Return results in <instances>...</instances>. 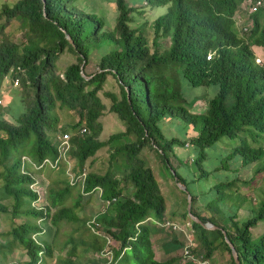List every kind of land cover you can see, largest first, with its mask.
Instances as JSON below:
<instances>
[{"label":"trees","instance_id":"16d2710c","mask_svg":"<svg viewBox=\"0 0 264 264\" xmlns=\"http://www.w3.org/2000/svg\"><path fill=\"white\" fill-rule=\"evenodd\" d=\"M144 2L150 8H166V13L151 25L152 46L143 29L146 23L131 27L136 9L125 0H115L117 20L112 31L104 30L96 17L93 21L78 11L75 0H18L0 9V21H4L0 32L5 24L16 21L24 39L19 45L0 42V87L7 77L11 86L18 79L24 106L23 112L11 115L13 122L4 118L11 114L9 106H0V214L11 211L12 219L25 218L2 236L11 238L7 246L22 249L28 258L23 264H43L44 258H54L49 238L55 236L52 228L58 233L62 221L77 223L76 232L82 231L88 240L69 237L66 243L71 247L66 257L56 258V264H76L78 247L83 248L82 256L93 254L87 264H107L102 257H96L104 253L106 238L113 244L110 264H195L183 256H172L164 262L155 257V247L166 256L183 249L182 233L152 223L140 225L138 231L135 228L146 218L159 222L167 219L165 199L141 153L145 148L155 152L163 165L175 173L172 178H176V185L185 187L170 163V156L176 157L174 148L189 143L197 151L193 164L200 179L208 175L200 167L205 159L203 151L223 137L238 139L229 156L239 158V168L253 169L255 177L247 183L236 179L227 184L235 186L230 189L231 199L235 200L234 212L225 217L224 223L218 218L222 210L209 204V215L191 211L203 225L217 228L206 230L189 219L191 238L196 243L191 255L197 258L195 250L202 247L206 252L201 259L212 262L227 254L228 264H235L226 238L235 248L239 264H264V233L258 237L251 234L259 222H264V187L263 199L254 206L250 202L244 205L249 196L238 188L244 183L250 186L257 175L264 173V0ZM258 2L260 6H256ZM252 7L255 10L250 12ZM238 14L247 17L244 24L251 21L246 31L237 26L234 18ZM160 38L169 40V46L161 52L157 43ZM102 47H110L111 51L101 56L98 70L85 75L91 77L86 80L81 73L90 61V53ZM65 52L75 56L76 61L58 74L56 63ZM258 55L263 58L261 64L255 61ZM109 76L119 88V97L105 93L111 101L109 111L118 116L124 132L101 142L99 119L105 107L98 94ZM180 78L194 88L218 87L217 96L207 102L203 115H195L186 107ZM57 110L71 112L77 121L61 126ZM164 120L181 121L196 136L187 142L167 139L160 129ZM64 134L70 136L66 153L70 171L75 178L85 171V180L83 184L79 180L70 185L66 164L61 162L52 171L63 169L64 187L49 188L46 204L42 205L41 197L30 186L49 168L36 170L22 158L35 166L45 159L54 161L58 155L57 138ZM104 148L109 152V169L104 174L86 171L85 162ZM96 189L101 190L97 199L103 210L86 220L78 217L76 210L82 208V197H92ZM126 189H132L130 195ZM74 190L77 199L68 207L65 203ZM195 199L191 196V206ZM38 202L41 208L32 206ZM242 208L247 211L245 217L237 215ZM92 219L93 231L87 227Z\"/></svg>","mask_w":264,"mask_h":264},{"label":"rangeland","instance_id":"374dc122","mask_svg":"<svg viewBox=\"0 0 264 264\" xmlns=\"http://www.w3.org/2000/svg\"><path fill=\"white\" fill-rule=\"evenodd\" d=\"M17 1L18 0H0V9L4 4L13 5ZM125 1L126 3H129L131 7H134L136 9L134 14L136 15L135 22L131 24V27H142V25L146 23V26L145 28L143 27V29L148 39L149 46H152L151 44L153 33L151 25L156 19L162 17L166 13V8H150L145 4L144 0ZM74 5L76 6L77 10L81 11L86 17L90 19L93 18V21L94 17H96L98 20H101L104 30L112 31L114 29L117 20L115 0H75ZM246 19V16H242L243 24L246 22ZM3 23L4 21L1 20L0 25ZM243 24L241 25V27L244 26ZM5 25V29L0 32V42H2L3 40H7L18 45L21 44L24 39L22 35L23 31L19 28V23L16 21H12ZM157 43L160 46V52L169 46L168 39L160 38L157 40ZM110 51V47H102L98 51L92 50V52L90 53V61L85 68V75L94 74L98 70L97 65L101 56L109 53ZM257 58L263 59L260 55H258ZM75 61V56L68 52H65L59 57V60L56 63L57 73H62L67 66L75 63ZM179 85L181 93L184 99L187 101L186 107L190 110L191 113L195 115H203L207 110V102L215 98L218 94V87L215 85L194 88L191 87L183 78H180ZM20 90V86L16 88H13L11 86L10 79L8 77L0 87V101L2 102V104H4V106L2 107L5 108L9 106L8 108L11 109V114L4 116L6 121L13 122V118L11 115H18L19 113L24 111ZM105 93H113L119 97L118 85L116 81L110 76L104 83L103 90L98 94L105 107L103 114L99 119L101 132L98 139L101 142L107 141L112 135L124 132L123 123L115 113L109 111L111 101L105 96ZM57 114L60 120V125L63 127H66L77 121V118L67 110H57ZM160 129L164 137H166L167 139L175 138L179 141L187 142V140L196 136V132L193 131L192 128L189 129L185 127V125L178 120H164L160 123ZM122 142L127 141L122 140ZM189 145L190 144L188 143L184 147L176 146L174 148V154L176 155V157L171 155L170 163L174 167L176 173L184 180V185L190 195L193 197L195 196L196 198L193 206H191V211L193 210L196 214L209 215L210 213L207 207V204H209V206L213 209L222 210V214H220L218 218H220L224 223L225 221H227L225 217L234 212V203L232 202V200H235L234 197L233 199H231L230 190H234L235 186L232 185V187H227V184L229 182L235 181L236 179H240L241 182L246 181L245 183H247V181L255 177L254 170L250 167L239 168V158L236 156H229L232 148L238 145V139L229 140L223 137L216 144L206 148L203 151L205 154V159L201 162L200 167L202 170L207 172L208 175L206 177L198 179L200 172L197 166L193 164V160L196 158L197 151L193 147H191V145ZM261 146L264 147V142L261 143ZM141 154L145 159L146 164L151 168L154 177L159 184L160 191L165 199L166 218L171 222L179 225L181 229H186L183 231H186L187 235L189 236L191 226H189L188 215L187 217H185V214L187 213V204L185 205V203H187V194L178 188L175 180H173L172 178L171 170L167 169L163 165L155 152H153L149 148H145L142 150ZM108 159V149L104 148L97 152L95 157L86 161L84 164V168L88 172L104 174L109 169ZM60 170L62 171L63 169ZM61 171H52L51 169H48L42 171L41 175L38 177V182L43 184V186L37 188V191L39 192V195L41 197L42 205L48 196L49 188L60 190L64 187L63 183L65 180L63 178L65 177V175ZM244 184H241V186L238 187L240 192H243L245 193V195L249 196V200L244 201V205L246 206L247 202H250L252 206L257 205L263 199L262 190L264 187V173H260L259 175H257L250 186L247 187ZM236 185L240 184L236 183ZM217 186H219V188L216 189L215 187ZM131 191L132 189H126L125 193L127 195H130ZM227 195H230V197H227ZM240 197H243L242 194ZM226 198H228V200H226ZM76 199L77 190H74L65 204L68 207H71L75 203ZM81 206L82 208H78L76 210V213L78 214V217L85 220L90 216H95L103 210V206L97 199L96 195H92V197L88 198L82 197ZM237 213L239 217H245L247 215V211H245V209L243 208ZM30 219L31 218H28L26 220ZM24 221L25 218L12 219L11 211L7 214H0V264H10L11 260H15L16 264H20L21 261H28L23 260L26 256L23 255V251H21L22 249L17 245L7 246V242L10 241L11 238L2 236V233L4 234L10 231L12 227L17 226ZM31 222H33V220ZM77 227V223L62 221L58 225V233H56L52 228L55 236L50 237L49 240L53 245L54 258H44L45 261H42L43 264H56L55 261L57 257H66V252L71 247L70 243H66L69 237H74L76 239L84 238L88 240V235H86L82 231L76 232ZM263 233L264 222H259L256 227L251 230V234L253 237H258ZM181 236L183 239V243H186L184 236ZM13 250L14 252L12 253ZM82 250V247L77 248L79 259L76 260V264H87V261L92 259L93 254H85L82 256ZM154 251H156V259L162 262L172 256L179 257V259H182L181 257L183 256V249H179L171 256H165L162 253L161 249L158 247H156V250L154 249ZM195 251L198 259H201L203 253L206 252L202 247H198ZM16 252H19V254L14 255V253ZM96 257L101 259L100 255H96Z\"/></svg>","mask_w":264,"mask_h":264},{"label":"built area","instance_id":"2783aa9c","mask_svg":"<svg viewBox=\"0 0 264 264\" xmlns=\"http://www.w3.org/2000/svg\"><path fill=\"white\" fill-rule=\"evenodd\" d=\"M256 6H260V2H258L256 4ZM255 10V7H252L250 9V12H253ZM236 21H237V26L239 28H241V25L243 24L242 22V16L240 14L236 15L235 18ZM244 26V30L246 31L247 29H249L251 27V21L249 20L247 24H243ZM210 56L209 55L207 57V60L210 59ZM257 64H260V59H256L255 60ZM11 81V80H10ZM19 86V80L18 79H15L13 82H12V87L16 88ZM2 105V102L0 101V106ZM85 130L83 129L81 131V133H84ZM69 139H70V136L68 134H64L60 137L57 138V152H58V155L56 157V159L54 161H51L49 159H45L44 161L41 162V164L39 166H35L34 164H32L30 162L29 159L27 158H22V161L23 162H26V163H29L34 169L36 170H39L41 169L42 167H47L51 170H55V168L61 163V162H65L66 164V174L69 176V180H70V185H74L77 181H79L81 184H83L84 180H85V171H82L81 175L77 178L74 177V175L71 173V166H70V163L68 161H66V153L68 152V150L70 149V146H69ZM22 173L23 174H26V172L24 171V169L22 168ZM38 181H35L31 186L30 188L32 190H35L38 194L39 192L37 191V188H39L40 186L38 185ZM95 195L97 196V198H99L101 196V190L100 189H96L95 190ZM40 196V195H39ZM86 196V195H85ZM106 205H108V202L105 203ZM32 206L34 207H40L39 206V202L36 204V203H32ZM41 208V207H40ZM39 209V208H38ZM154 224L155 226L159 227V228H162V229H167L171 232H174V233H182V235L184 236L185 240H186V243H185V246L183 248V251H182V255L184 258L186 259H189V260H192L195 262V264H210V262L206 261V260H203V259H198L194 256L191 255V251L192 249L194 248L195 244H194V241L193 239L191 238V234L189 233V236L187 235L186 231H183V230H186V229H181L179 225L171 222L169 219H165L164 221L162 222H159L157 220H153L151 218H146L143 222L141 223H137L135 225V228L137 229L138 231V227L142 224ZM94 224V219H92L91 221H88L87 222V227H89L92 231L94 230L93 228H91V225ZM186 228V227H185ZM110 246H113L111 240L109 238H106V246L104 248V253H102L100 256L105 259L106 261H108L107 264H110L111 262V257H112V253L110 251Z\"/></svg>","mask_w":264,"mask_h":264},{"label":"water","instance_id":"95a60500","mask_svg":"<svg viewBox=\"0 0 264 264\" xmlns=\"http://www.w3.org/2000/svg\"><path fill=\"white\" fill-rule=\"evenodd\" d=\"M67 39L70 41L69 37H67ZM70 42H71V41H70ZM81 68H82V67H81ZM81 75H82V77H84L86 80H89V79L91 78V77H86L84 73H81ZM172 175L175 177V173H174L173 171H172ZM176 181H177V180H176V178H175V182H176ZM177 186H178V188H179L181 191L186 192V194H187V215H188V218H189L192 222H194V223H196V224L202 226V227L205 228L206 230H215V229H217L215 226H212V225H210V224L203 225V224L201 223V221H200L197 217H195V216L192 215V213H191V195H190V193L187 191V189H186L185 187H183V186H181V185H179V184H177ZM223 235H225L224 232H223ZM225 242L227 243L229 249L231 250V255H232V258H233L235 264H239L238 254H237L235 248L233 247V245H232V244H231L226 238H225Z\"/></svg>","mask_w":264,"mask_h":264},{"label":"crops","instance_id":"0c3cea01","mask_svg":"<svg viewBox=\"0 0 264 264\" xmlns=\"http://www.w3.org/2000/svg\"><path fill=\"white\" fill-rule=\"evenodd\" d=\"M129 6H131L129 3H128ZM166 218V217H165ZM154 239V238H153ZM154 241V240H153ZM156 250V247L154 248ZM156 252V251H154ZM163 253V252H162ZM17 255L19 254V252H16L14 253V255ZM164 254V253H163ZM13 255V254H12ZM156 255V254H155ZM165 255V254H164ZM26 256V255H25ZM166 256V255H165ZM15 257V256H13ZM228 259H229V256L227 254H223L221 256H219L217 259H215L214 261H210L211 264H228ZM23 260H28L27 257H25ZM25 261H21L20 264H23ZM7 263V262H6ZM16 263L15 260H11L10 264H14ZM8 264V263H7Z\"/></svg>","mask_w":264,"mask_h":264}]
</instances>
